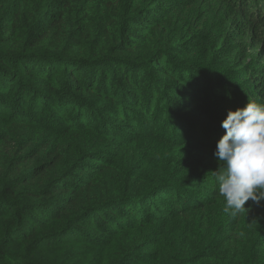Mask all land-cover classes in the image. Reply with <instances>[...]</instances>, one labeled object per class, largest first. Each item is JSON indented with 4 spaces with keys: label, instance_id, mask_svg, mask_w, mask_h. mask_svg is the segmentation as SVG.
Segmentation results:
<instances>
[{
    "label": "trees",
    "instance_id": "16d2710c",
    "mask_svg": "<svg viewBox=\"0 0 264 264\" xmlns=\"http://www.w3.org/2000/svg\"><path fill=\"white\" fill-rule=\"evenodd\" d=\"M248 100L264 0H0V264L105 235L124 264L153 233L126 264H264V200L226 212L213 174Z\"/></svg>",
    "mask_w": 264,
    "mask_h": 264
},
{
    "label": "clouds",
    "instance_id": "9594fccd",
    "mask_svg": "<svg viewBox=\"0 0 264 264\" xmlns=\"http://www.w3.org/2000/svg\"><path fill=\"white\" fill-rule=\"evenodd\" d=\"M225 134L217 141L214 156L223 164L213 174L225 211L236 215L251 200H264V104L247 102L229 110L221 122Z\"/></svg>",
    "mask_w": 264,
    "mask_h": 264
},
{
    "label": "rangeland",
    "instance_id": "374dc122",
    "mask_svg": "<svg viewBox=\"0 0 264 264\" xmlns=\"http://www.w3.org/2000/svg\"><path fill=\"white\" fill-rule=\"evenodd\" d=\"M24 72H22V74L24 75V80L27 79V73H25V69H23ZM40 106H41V112L39 114H33V118H37V120H42V113H47L46 111H42V109H44V101H40ZM11 105H9L10 108ZM65 110L61 111V112H56L53 111L51 112V114L53 116L61 117V116H65ZM30 112L28 111V109L25 110V115H28V118H31V114H29ZM37 115V117H35ZM45 122V121H43ZM195 180V179H194ZM195 187L193 186V189ZM195 190V189H194ZM209 191V189H207ZM196 191V190H195ZM194 191V194H196V192ZM170 192H168V194H170ZM209 192H204V194L206 196H208ZM158 196V195H157ZM156 196V197H157ZM156 197H153L151 200L152 201H157ZM159 200L161 202V200H163L162 196H159ZM43 212H46L49 214L48 210H44ZM97 218L96 217H92V223H97ZM195 236L198 239L199 236V230L198 228H195L194 230ZM76 235L72 236V233H70V236H66L64 238V240L67 239H71L72 237H75ZM91 238L93 237V235H84L82 238ZM222 238V234H220L217 239L220 240ZM156 239L155 234L153 233L151 237L147 238L146 241L144 242V244L138 246L136 248V250L132 251L130 253L129 256L125 257L124 259V264L129 262L130 257L132 256L133 258H136L139 256V258L144 259L147 256L148 250L145 249V247L147 246V244L151 241L150 245L152 244V242H154ZM183 239L182 235L180 234V237H172V243H176L178 240L179 242H181V240ZM90 240V239H89ZM12 243H15V247L16 246H20L21 244L16 242V240H12ZM39 246V245H38ZM74 247V248H71ZM71 247H66V246H60V247H47V246H40V248L36 251V253L34 254V259L35 261L32 262L30 257L24 258L25 261L30 262V263H34V264H112L111 261V250L113 248V242L110 240L109 237H107L106 235L103 237H97L96 241L94 243H90V245L88 244H80V245H76V246H71ZM31 256V255H30ZM23 260V261H24ZM128 260V261H127ZM131 260V259H130ZM131 263V262H130Z\"/></svg>",
    "mask_w": 264,
    "mask_h": 264
}]
</instances>
